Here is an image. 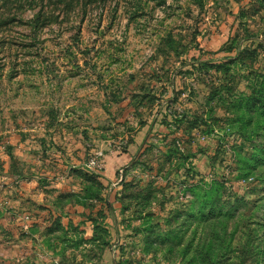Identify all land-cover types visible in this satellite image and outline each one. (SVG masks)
<instances>
[{
  "label": "rangeland",
  "instance_id": "obj_1",
  "mask_svg": "<svg viewBox=\"0 0 264 264\" xmlns=\"http://www.w3.org/2000/svg\"><path fill=\"white\" fill-rule=\"evenodd\" d=\"M0 264H264V0H0Z\"/></svg>",
  "mask_w": 264,
  "mask_h": 264
},
{
  "label": "crops",
  "instance_id": "obj_2",
  "mask_svg": "<svg viewBox=\"0 0 264 264\" xmlns=\"http://www.w3.org/2000/svg\"><path fill=\"white\" fill-rule=\"evenodd\" d=\"M135 127L136 128H134V130H132L134 132V135L132 136L131 141L128 142L129 145L127 144L128 147L125 148L124 152L115 151L117 154H121L120 159H123V158L126 159V167L128 166V164L131 163V161H133V158L135 157L136 151L142 146V144L145 142V138H146L147 134L152 130V124L148 125L147 123L146 124L138 123V124H136ZM66 136H64V138L69 140V137L68 136L66 137ZM40 142L42 143V139L40 140ZM104 142H106V141H104ZM35 143H36V140L29 139L28 135L27 136L23 135L22 139H17L16 137L12 138V141H11L12 146H10V147H11V152L13 150V154L15 157L13 159L16 161H19L21 163V164L19 162L17 163L18 166L20 165L21 167H18V168L16 166L14 167V169L16 170V173H24L22 167H24L25 171H26L27 169H30L32 165H36V163H34V161H36V160H33V156L29 155L31 147ZM107 143H109V142H107ZM19 150H20V152H19ZM25 152H27V153H25ZM11 163L8 166L9 167L8 169L10 172H11V170H10ZM109 164L111 167H115L111 163H109ZM105 172H106L105 174L103 173L104 176L107 178L105 180H107V181L112 180L113 174H111L112 172L110 170V167L107 168V170ZM50 173L51 174H49V173L43 174V175H49V177H44L42 175L39 177H31L30 182L27 181L28 184L29 183L30 184L36 183L35 188H37V190H36V196H37L36 201H37V203H39L40 200L44 203V198L47 196L48 193H50L49 196L51 198H56V196H58L60 194L63 195V193H66L67 194L66 198H65V200H66L65 203H66L67 198H69V197H67V196H69L68 193H71L75 190L81 189V188H83V185H85V182L82 183V180L81 179L79 180L75 174H66V176H61V175H59V173H55V172H50ZM115 173H116V171H115ZM9 176L13 180V186H14V184L26 182V181H23L24 178L22 180V177L18 181L17 180L18 176H15L14 174L9 173ZM35 179H37V180H35ZM54 188H56V189L54 190ZM63 196H65V194ZM45 201H47V200H45ZM48 202H49V200H48ZM48 202H45V203L48 204ZM51 204H55V203L52 202Z\"/></svg>",
  "mask_w": 264,
  "mask_h": 264
},
{
  "label": "built area",
  "instance_id": "obj_3",
  "mask_svg": "<svg viewBox=\"0 0 264 264\" xmlns=\"http://www.w3.org/2000/svg\"><path fill=\"white\" fill-rule=\"evenodd\" d=\"M89 169L98 170L101 168V162L97 156L91 158L85 165Z\"/></svg>",
  "mask_w": 264,
  "mask_h": 264
},
{
  "label": "trees",
  "instance_id": "obj_4",
  "mask_svg": "<svg viewBox=\"0 0 264 264\" xmlns=\"http://www.w3.org/2000/svg\"><path fill=\"white\" fill-rule=\"evenodd\" d=\"M233 59H235V58H233ZM202 66H204V64H203ZM211 66H212V64H211ZM214 67H217V69H218V68L221 69L219 65H217V66L215 65ZM138 158H139V156H138ZM138 158H137V156H135V157L133 158V160L135 161V159H138ZM91 178L93 179V181H91V182H93L92 185H94V183H95V182H94L95 179H94V177H91ZM95 178H96V177H95ZM96 183H97V182H96Z\"/></svg>",
  "mask_w": 264,
  "mask_h": 264
}]
</instances>
